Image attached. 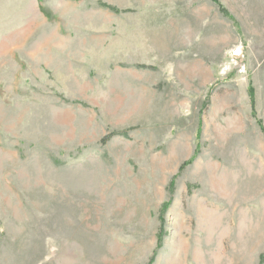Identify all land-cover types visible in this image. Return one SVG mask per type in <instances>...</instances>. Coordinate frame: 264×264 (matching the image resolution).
<instances>
[{"label": "rangeland", "instance_id": "1", "mask_svg": "<svg viewBox=\"0 0 264 264\" xmlns=\"http://www.w3.org/2000/svg\"><path fill=\"white\" fill-rule=\"evenodd\" d=\"M0 264H264V0H0Z\"/></svg>", "mask_w": 264, "mask_h": 264}]
</instances>
